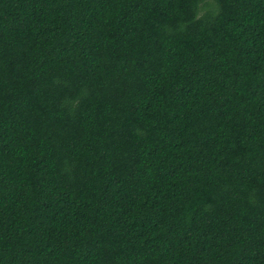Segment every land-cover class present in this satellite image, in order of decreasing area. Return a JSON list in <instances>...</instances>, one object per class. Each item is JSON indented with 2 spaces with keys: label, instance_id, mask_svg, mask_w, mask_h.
Returning a JSON list of instances; mask_svg holds the SVG:
<instances>
[{
  "label": "trees",
  "instance_id": "1",
  "mask_svg": "<svg viewBox=\"0 0 264 264\" xmlns=\"http://www.w3.org/2000/svg\"><path fill=\"white\" fill-rule=\"evenodd\" d=\"M0 264H264V0H0Z\"/></svg>",
  "mask_w": 264,
  "mask_h": 264
}]
</instances>
